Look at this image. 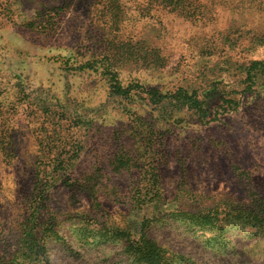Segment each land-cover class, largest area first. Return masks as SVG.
Instances as JSON below:
<instances>
[{
	"label": "rangeland",
	"instance_id": "374dc122",
	"mask_svg": "<svg viewBox=\"0 0 264 264\" xmlns=\"http://www.w3.org/2000/svg\"><path fill=\"white\" fill-rule=\"evenodd\" d=\"M143 225L264 264V0H0V264H141Z\"/></svg>",
	"mask_w": 264,
	"mask_h": 264
},
{
	"label": "trees",
	"instance_id": "16d2710c",
	"mask_svg": "<svg viewBox=\"0 0 264 264\" xmlns=\"http://www.w3.org/2000/svg\"><path fill=\"white\" fill-rule=\"evenodd\" d=\"M113 81L115 82L112 84V92H115L122 96H126L132 90V87L130 86L122 87L121 83L115 78L113 79ZM149 94H150L151 100L155 102H160L164 98H171L176 101L188 103L186 99L189 98L190 103L188 104L190 106L197 107L199 105L197 99L191 96H188L181 89H178L174 93H169L167 95H161L160 93H158V91H155V90L151 91ZM57 160L58 159L56 158V161ZM47 172L48 171L44 167H42L41 169H37L35 173V177H34V188H33L34 192L37 195H39V197L42 196V198L44 196L43 190L47 189V187H49V185L52 184L55 179L54 176L50 175V173L49 172L47 173ZM153 177H155V175L149 178L150 184L157 183V181H155V178ZM135 196H136L135 206H137V208H140L146 202V200H150V196H152V193L149 192L148 190L146 193H142L140 192V190H138ZM145 227L146 225H143V227L139 231L138 237L131 240V245L129 246L131 247V250L134 253V256H136V261L141 264H167L168 258L163 253L161 248H159L155 242L150 241L146 237L145 232H144ZM30 234H33V233H30Z\"/></svg>",
	"mask_w": 264,
	"mask_h": 264
}]
</instances>
